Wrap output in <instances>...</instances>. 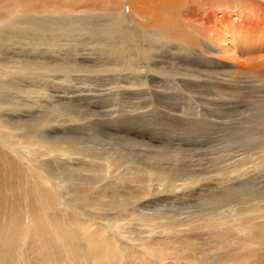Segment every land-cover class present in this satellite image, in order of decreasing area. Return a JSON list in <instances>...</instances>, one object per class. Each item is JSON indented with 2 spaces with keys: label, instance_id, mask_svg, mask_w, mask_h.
Here are the masks:
<instances>
[{
  "label": "bare ground",
  "instance_id": "1",
  "mask_svg": "<svg viewBox=\"0 0 264 264\" xmlns=\"http://www.w3.org/2000/svg\"><path fill=\"white\" fill-rule=\"evenodd\" d=\"M71 1L0 0V264H90V259L91 264H199L205 259L197 258L198 251H205L197 248L202 241L191 243L188 233L172 238V232L181 234L178 230L192 222L195 212H183L188 204L163 209L162 200L191 197L196 184L207 183L211 173L243 174L251 164L255 171H264V96L259 111L250 115L247 131L225 144L227 151L237 148L242 155H230L237 158L232 165L212 172L193 170L178 151L176 156L139 151L149 148L140 141L148 131L151 141L159 137L153 125L169 118L159 107L146 112L148 106L136 101L149 94L146 82L150 86L158 74L183 77L172 78L175 89L183 83L188 91L201 86L199 92L206 97L238 99L242 83L255 77L264 82V24L236 14L231 0L210 7L220 10L212 28L203 20L209 19L204 6L210 4L202 0H97L104 4L100 10L105 6L103 14L87 10L90 0L87 11ZM126 5L131 13L123 18ZM258 12L264 15L263 8ZM130 24L137 28L130 31ZM136 32L142 39L155 37L153 52L150 47L140 50L147 48L144 43H134ZM174 32L182 40L170 39ZM258 38L259 60L240 61L241 48L251 50V41ZM92 48L97 52H89ZM126 62L130 66L123 76ZM95 73H117L124 79L114 75L96 84L91 77ZM192 82L197 84L190 88ZM108 89L113 94L102 95ZM198 109L185 107L182 115ZM204 125L202 119L185 123L191 134ZM113 128L127 131L117 143L110 138ZM62 153L77 158L75 164L52 167L63 159ZM237 190L226 186L223 192L209 190L203 196L200 205L215 220L204 225L215 230L206 240L209 261L264 264V224L258 230L252 223L237 226L240 215L235 218L236 212L223 210L241 205L238 213L260 212L264 217V190ZM255 200L262 205H252ZM233 217L234 225L228 222Z\"/></svg>",
  "mask_w": 264,
  "mask_h": 264
},
{
  "label": "rangeland",
  "instance_id": "2",
  "mask_svg": "<svg viewBox=\"0 0 264 264\" xmlns=\"http://www.w3.org/2000/svg\"><path fill=\"white\" fill-rule=\"evenodd\" d=\"M86 1L87 0H80V1L79 0L78 1L77 0H72L70 4L71 5L74 4L76 6H78L80 4L79 5L80 7L79 6L78 7L82 8L81 7V5H82L83 8H84V6H85L84 9L86 10L87 5H88V2H86ZM106 1H110V0H106ZM202 1H204L205 3H209L211 5V6L210 5H205L204 6L205 9H207L208 12H209L207 14V17H209V19L204 17L203 20H204L205 23H207L208 27L212 28L215 25V23H214L215 20L220 15V10L218 8L217 9H213V8L210 9V7H212V5L215 6L220 1H225V0H202ZM231 1L233 2V4H231V3L230 4L234 8L233 11L236 10V12H235L236 14H240L241 16H243L244 19H247V21L250 18V20L253 21V22H258V23H260V25L264 24L263 23L264 22V15L261 16V14L258 12V10H260V8L264 9V0H231ZM89 2H90L89 3L90 6H88V7H91V6L92 7L88 8L87 9L88 11H90V12L97 11V13H101V14L107 13V11L105 10V6L102 7L103 11H102V9L101 10L99 9V6H103L104 5L100 1L90 0ZM95 6H97L98 8L95 7ZM97 9H99V10H97ZM244 9H247V10H244ZM104 11H106V12H104ZM243 11H245V12H243ZM130 13H131V11H130L129 5H126L125 9L123 10V18H127L128 16H130ZM258 13H259V15L261 17L258 16ZM227 18L230 19V16H228ZM258 19H259V21H258ZM233 20L234 19L232 18V21ZM209 21L211 23H209ZM144 24L149 25L148 23H144ZM127 27H128V29L130 31H134V29L137 28V25L136 24H132V25L130 24V25H127ZM136 33H137V36L135 35V39L137 38V40L133 39V40L136 41V42L134 41V43H139V44L140 43H142V44L144 43L143 45H146V47H147V48H144L145 46H141L140 50L147 51L148 47H150V49H151L150 52H153L152 51L153 47H151V46H153L152 42L155 39V37L153 35L149 34L148 37H146L145 39H142L141 35L138 32H136ZM138 39H140V41H138ZM170 39L177 41L178 39L182 40V37H179L174 32V35L170 36ZM258 40L257 41L256 40L251 41V42H253V43H251V48L252 49L249 50V51H246L244 48H241L242 52H244V53H240L239 52L238 55H239L240 61H242V62H244L246 64H254V63H256L259 60L260 53L258 51H260V49H258V47H259L261 41H260L259 38H258ZM147 41H148L149 44L147 43ZM139 44H138V46H140ZM263 44H264V40H263ZM131 50L133 51L134 49L132 48ZM89 52H97V51L92 48V49H89ZM158 52H160V51H158ZM167 52L168 51L164 50V48H163V53L162 54H167ZM229 60L233 61V59H229ZM234 62H236V61L234 60ZM129 66H130L129 63L126 62L125 66H124V70L125 71L122 72L123 76L126 75V73L128 72ZM99 69H100V71L102 70V68H99ZM99 69H97L98 72H99ZM100 73H95V74H93L91 76L92 79H96L97 80L96 84H100L104 80H107L109 77L114 76V75L116 76L117 79L120 78L119 80H122V78L124 79V77H120L119 74H117V73L116 74H112L110 76H108L107 74H104V73L103 74H100ZM168 78H170V81L172 80V78L183 79V77H180V76H177V75H173V74L170 75ZM168 78H165L162 75L160 76L158 74V78L150 86H148L147 85L148 83L146 82L147 89H145V90L149 91V94L145 92L146 95L144 97H140L136 101V102H139V103L141 102L144 105L146 104L148 106V109L146 110V112H148L150 110L151 111L154 110L155 107L158 109V107H159L158 110L162 111L163 113L167 112L166 118H169L168 120L163 122L164 124L162 123V124L159 125V122L161 120H158V122H157L158 124L157 125H153L152 128H153V130H155L154 133L156 134V136H159L157 138L154 137L156 139V142H154L153 140L151 141L148 138V137H153L152 136L153 134L151 132H149V131H148L149 135L146 137L147 139L145 138V140L144 139L140 140V141L146 143L147 145H149V148H151V149H149L148 147L145 148L144 146H143L144 148H139L138 147L137 149L139 151H141L142 153L144 152V154L151 153L153 151L162 153V151H163L164 154L165 153L169 154V156H172V155L174 156L175 152L178 151L176 154L178 156H181L179 158L183 159L182 160L183 162L187 161L184 164L185 165L188 164L189 167H191L193 170H195V169L196 170H208V171L212 172L213 170L215 171L216 169H217V171L218 170H224L227 167H229L230 165H232L233 162L237 158H234L233 156H230V155L233 154L234 156H237L240 153H241L240 155H242V152L240 150H238L237 148L233 149V151H227L226 147H225V144L235 140V138L237 136L241 135L243 133V131L244 132L247 131V129L249 127V123L248 122H249L250 115H252L253 113L257 112V109L260 106L259 102H261L260 100L264 96V82H262V80H260V77H255V78H253V80H251V79L247 80L248 82L246 81V82L242 83L243 85H241V87H240V91H241L242 95L238 96V99H237V97L236 98L234 97V99H233V98L218 97V96H212L213 98L212 97H206V96L200 94V92H199L201 90L200 89L201 86L194 88L195 91L194 90L193 91H188L186 89V87L182 86L183 85V83H182V85H181L182 87L180 86V87L175 89V88H173V85H172L173 82L171 81L172 82L171 83L170 81L166 80ZM162 80H164L166 82L165 83L160 82ZM195 81L198 82V81H201V79H198V80L195 79ZM183 82H185V81H183ZM196 82H192L193 84L190 83L189 84L190 88L195 86V84H197ZM76 84H78V83H76ZM162 85L163 86H167V88L169 87L166 90L167 92L163 91V89H162L163 86ZM78 86H80V85L78 84ZM92 88H93V85H92ZM101 90H105V89H101ZM161 90H162V92H161ZM186 91H187V93H186ZM227 91H228V89H227ZM153 92H154V94H153ZM188 92H190V93L188 94ZM155 93H157V95H158V93H160V97L156 96ZM166 93H169V95L166 94ZM111 94H113V91L108 89L102 95L109 96ZM244 94H245V96L247 95V97H245ZM166 97H168V98H166ZM241 97H243V98H241ZM175 98H177V99H175ZM209 98H211V99H209ZM119 99H122V98H119ZM212 99H214L215 101L214 100L212 101ZM194 101H196V102H194ZM199 102H202V103H199ZM222 103H223V105H222ZM190 104L193 105V106H191ZM209 104H211V105L209 106ZM107 106H110V105L108 104ZM189 106L193 107V108L196 107L197 109L198 108L199 109L192 112V113H194V115L191 114L190 112H186V114L183 113V115H184L183 116L182 115L183 110L185 109V107H189ZM115 108H117V107L115 106ZM92 109L94 111L96 110V112H98V114L101 113L100 112L101 109H98V108H92ZM108 109H111V108H108ZM179 109H181V110H179ZM219 111H221V113ZM258 111H259V109H258ZM142 113H144V112H142ZM185 115H186V117L188 116V117H190L192 119H190L188 117L186 118ZM212 115H213V117H212ZM180 117H182V118H180ZM193 119H195V120L196 119L197 120H201L202 119V120L205 121V125L202 127V129L200 131H198L196 133H192V134L190 132L187 133L188 131L186 130L187 126H185V123H187V121L189 122V121H191ZM179 120H181V121H179ZM168 122L170 124H173V126H171L170 128L167 127L166 125L170 126V124ZM207 122H208V124H207ZM176 125H177V127H176ZM246 127H247V129H246ZM113 129H114L112 131L113 133L109 132L110 134L112 133L110 138L114 139L115 143H117L116 142L117 140H115V139L119 135H120V138H122V136L126 135L127 131H125V130H118L117 131V129H115V128H113ZM140 129H142V127ZM114 131L117 134H115ZM141 131L143 132V130H141ZM206 131H208V132H206ZM157 132L158 133H162L163 135H159V134L157 135ZM200 133H202V134H200ZM175 134L178 135V136H175ZM237 134H239V135H237ZM101 135L104 138L106 137L105 140L109 139L105 134H101ZM207 135H209V136H207ZM107 141L109 143V140H107ZM19 145H20V143L17 144V146H19ZM97 147H99V148L101 147L103 149L102 146H97ZM105 148H108V146L105 147ZM184 152H185V154H184ZM229 153H231V154H229ZM65 154H67V153H62L61 154V155H64V157H63V159L60 160V162L57 160L56 164L53 162V158H45L44 160L54 163V165L52 167H55L56 169H59L60 164H63L64 167H71L72 165L75 164V161L77 160V158H75V159L74 158H70L69 156H66ZM139 154H140V152H139ZM218 157H220L219 160H216V158H218ZM220 159H222V160H220ZM252 167H253V165L251 164V165L247 166V168L245 169L246 170L245 173H243V174H233V175H230V176H227V175L222 174V173H219L220 175L214 174V176H212L213 173H211L210 175H208L209 177L207 176L208 177L207 178V183L206 182L203 183L204 186H203L202 183H201V186H200V184H196L197 187L194 188V191L192 192L193 195L191 197H187L186 198V197H182L181 196L182 198L181 197L174 198L175 200L174 199L173 200H168L166 198H164L162 200V205L160 207L163 208V209L164 208H170V207H172L174 205H175L176 208L180 207L181 209H184L186 207V204H188V207H187L188 209L187 208L184 209L183 212H195V214L197 215L196 216L194 214L192 216L193 220H192V222L190 224L188 223L187 225H185L184 227L180 228L179 230L177 229L181 234H177L176 232H172V234H174L172 236V238L174 237V239H177L175 237V235H180L178 237H183V236H185L184 234L188 233V234H186V236L189 237V241L191 243H194V242L195 243H199L200 241H202L201 243H204L203 246L198 245L197 248H198V250L204 249L205 253L202 252V251L201 252L198 251L199 254H198L197 258L198 257L202 258L204 256L203 258H205V259H203V261H201V260L198 261L199 264H201V263L202 264H207V263L213 264L211 261H209L211 253H208V250H209L210 247H209L208 241H206V240H209L208 237L211 236V233L213 235L215 233V230L214 229L213 230L212 229L211 230H207L206 228H204L205 227L204 225L212 223L215 220L210 221V216H208L209 218L206 217L207 214H209L208 208L205 207V206L200 205L203 202H205L206 198L203 197L204 194H206L209 190H213L215 192H223V190L226 189V186H227L228 189H233V190H237L238 189L237 191L251 190V189H253V190L254 189L255 190H258V189L264 190V171H262V172L260 170L255 171L256 169L252 168ZM249 172H251V173H249ZM236 176H238L239 178L236 177ZM208 179H209L210 183L208 182ZM52 183L55 184V181L52 180ZM211 185H213V186H211ZM224 186H225V188H224ZM199 188H201L200 190H202V191H200ZM196 189H197V191H196ZM162 190L163 189H161V192H162ZM171 196L173 197V195H171ZM163 197H166V196H163ZM71 199H72V197H71ZM168 204H170V205H168ZM251 204L252 205L256 204L255 205L256 207H260V205H262V202H260L259 200L257 202V200H255V201L251 202ZM196 205H199L200 207L199 206L197 207ZM168 206H170V207H168ZM204 208H207V209H204ZM240 208H242L241 205H233L232 204V205H230L227 208H223V210L227 209L228 211L226 210V212H227L228 215H233V211H234V213L236 212L235 213V218L239 217V215H240L241 222L239 220L235 224L237 226H239V223H240V225L242 224L243 227H251L252 224H254V225L256 224L258 226V228H257V230H258L259 229V223L260 224H264L263 223L264 222V217L262 216L263 214H261L260 212L252 213V214L247 213L246 215L245 214H240V213H238L240 211ZM191 209H192V211H190ZM237 210H238V212H237ZM1 211H2V209L0 207V212ZM198 211H200V212H198ZM236 214H237V216H236ZM248 214H249V216H248ZM203 217L204 218L206 217V218L203 219ZM194 218L196 219V221H195ZM247 218H250L251 221H250V219H247ZM253 218H255V220ZM257 218L259 220H257ZM233 219H234V217L229 219V221H228V222H231L230 224H232V225H234V223H235V220H233ZM233 221H234V223H233ZM195 222H196V224H195ZM185 229H186V231H185ZM217 232H219V231H216V233ZM205 236H207V238ZM204 238H206V239H204ZM174 239H173V241H175ZM193 240H195V241H193ZM170 241H171V239H170ZM0 252H1V257H2V252L3 251L0 250ZM235 252H237V251H235ZM201 254H202V256H201ZM205 254H207L206 257H205ZM217 255H218V252H217ZM90 264H91V259H90Z\"/></svg>",
  "mask_w": 264,
  "mask_h": 264
}]
</instances>
